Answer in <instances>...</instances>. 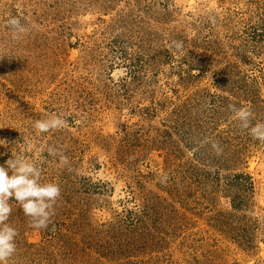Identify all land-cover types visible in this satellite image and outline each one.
<instances>
[{
    "label": "rangeland",
    "instance_id": "1",
    "mask_svg": "<svg viewBox=\"0 0 264 264\" xmlns=\"http://www.w3.org/2000/svg\"><path fill=\"white\" fill-rule=\"evenodd\" d=\"M232 105L264 122V0H0V166L61 189L47 229L9 200L7 264H264V142Z\"/></svg>",
    "mask_w": 264,
    "mask_h": 264
},
{
    "label": "clouds",
    "instance_id": "2",
    "mask_svg": "<svg viewBox=\"0 0 264 264\" xmlns=\"http://www.w3.org/2000/svg\"><path fill=\"white\" fill-rule=\"evenodd\" d=\"M6 23L17 38L28 31L16 17H10ZM171 46L178 51L183 48L180 41H173ZM230 111L233 112L234 119L242 130L254 140L264 142V122L253 125L254 113L250 108H237L232 105ZM65 124L66 121L56 115L34 121V128L39 133H46L60 129ZM210 146L216 155L222 154L223 148L218 141H210ZM0 147H6L5 141L0 140ZM49 154L59 156L62 166H69V158L57 149L50 148ZM41 175L39 167L26 162L19 154L8 159L5 166H0V264H7L17 251L18 232L7 223L12 213L10 199L20 204L24 215L30 220V226L34 229H47L51 217L55 215V205L61 196V189L55 183H41ZM167 181L168 176L165 174L161 177L160 183L166 185Z\"/></svg>",
    "mask_w": 264,
    "mask_h": 264
}]
</instances>
